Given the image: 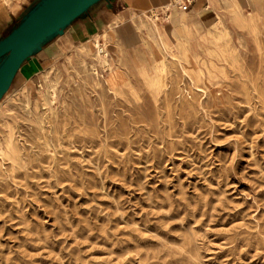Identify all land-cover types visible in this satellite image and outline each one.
I'll return each mask as SVG.
<instances>
[{
  "label": "rangeland",
  "instance_id": "rangeland-1",
  "mask_svg": "<svg viewBox=\"0 0 264 264\" xmlns=\"http://www.w3.org/2000/svg\"><path fill=\"white\" fill-rule=\"evenodd\" d=\"M237 2L245 22L185 0L167 43L119 21L108 68L88 42L36 50L0 102V264H264V1Z\"/></svg>",
  "mask_w": 264,
  "mask_h": 264
},
{
  "label": "water",
  "instance_id": "water-1",
  "mask_svg": "<svg viewBox=\"0 0 264 264\" xmlns=\"http://www.w3.org/2000/svg\"><path fill=\"white\" fill-rule=\"evenodd\" d=\"M102 0H41L0 42V102L36 50Z\"/></svg>",
  "mask_w": 264,
  "mask_h": 264
},
{
  "label": "bare ground",
  "instance_id": "bare-ground-1",
  "mask_svg": "<svg viewBox=\"0 0 264 264\" xmlns=\"http://www.w3.org/2000/svg\"><path fill=\"white\" fill-rule=\"evenodd\" d=\"M226 2H228L230 5H231V7H232V9H233V12L236 14V17L239 19L238 21L239 22H245V20L243 19V18H241L242 16H241V10H240V6H239V4H238V2H237V0H225ZM247 1V0H246ZM264 0H262V2H263ZM209 2H211V4L214 6V8H213V10H214V13H215V15H218L217 13V11H218V8H219V1L218 0H209ZM8 2L6 1V0H4V2H2V3H0V16H2V15H4L5 13H6V11H7V8H6V4H7ZM10 3V2H9ZM253 3V2H252ZM14 4V3H13ZM10 5V4H9ZM186 4L185 3H183V0H173L172 2H170L168 5H166L165 7H162V8H160V9H158V10H162V12L167 16V25L166 26H163L162 25V27L161 26H159L158 24H157V20H159V15H158V10H154V11H152L151 12V14H155V15H149V14H146V15H133V20L135 19V18H137L139 21H140V23H141V25L140 26H142V27H144L145 25H146V23H145V18H147V19H149V20H151L152 21V25H150V26H147V29H148V32L150 33V35H152V36H158L162 41H163V43H167V42H169L170 40H173V36H174V33L177 31L178 32V30L179 31H181V33L183 32V34H184V32L186 31V29H187V25H188V21L189 20H187V16H186V14H185V8H186V6H185ZM209 5V4H208ZM253 5V4H252ZM261 5V4H260ZM18 5H16L13 9L15 10V8L17 7ZM262 6H264V4L262 5ZM257 7V6H256ZM221 12V11H220ZM227 12V11H226ZM250 12V11H249ZM260 12H261V10H260ZM231 13H232V11H231ZM262 13V12H261ZM250 15V14H249ZM259 15V14H258ZM257 16V15H256ZM259 17V16H258ZM233 19V18H232ZM241 19H243V20H241ZM259 19V18H258ZM258 19H256V21L258 20ZM136 20V19H135ZM1 21V20H0ZM224 21V20H223ZM134 22H136V21H134ZM231 22V21H230ZM258 22V21H257ZM137 23V22H136ZM135 24V23H134ZM118 25H119V23L118 22H115V23H113V24H111L110 25V28H109V30H107V31H105L103 34H97V35H95L93 38H91L90 39V41H88V43L89 44H91V50L92 51H94V55H93V57L95 58V60H96V62H97V64H99L100 66H102L103 68H108L109 67V65H110V59H109V47H110V43H111V40H113L114 38H113V35L111 34V33H115V31L118 29ZM138 25V24H137ZM220 25V24H219ZM136 26V25H135ZM247 27V26H246ZM221 28V27H220ZM144 29V28H143ZM143 29H142V31H143ZM236 29V28H235ZM237 30V29H236ZM241 30V29H240ZM246 31H248V30H246ZM141 32V31H140ZM145 32V31H144ZM230 32V31H229ZM250 33L251 34H253V32H251L250 31ZM249 33V34H250ZM235 35V34H234ZM145 36V35H144ZM262 36V35H261ZM239 37V36H238ZM252 37V36H251ZM253 37H255V36H253ZM244 38V37H243ZM242 38V39H243ZM264 38V37H263ZM262 38V39H263ZM154 39H155V37H154ZM255 39V38H254ZM116 40V39H115ZM260 40H261V38H260ZM246 41V40H245ZM258 40H256V42H257ZM262 41V40H261ZM260 41V42H261ZM153 42V41H152ZM263 42H264V39H263ZM154 43V42H153ZM86 44L87 43H83V44H81L80 45V47L78 48L80 51H85V50H87V46H86ZM187 44V43H186ZM258 44V43H257ZM157 45V44H156ZM250 45V44H249ZM123 46V45H122ZM115 47V46H114ZM112 48V47H111ZM149 48V47H148ZM251 48H252V46H251ZM255 48V47H254ZM150 50V49H149ZM165 50V49H164ZM260 50V49H259ZM114 52V51H113ZM120 52V51H119ZM166 52V51H165ZM164 52V53H165ZM246 52V51H245ZM249 52V51H248ZM115 54V53H114ZM125 54V53H124ZM184 54V53H183ZM154 55V54H153ZM246 55V54H245ZM92 56V55H91ZM184 56V55H183ZM248 56V55H247ZM253 56V55H252ZM243 57H244V55H243ZM246 57V56H245ZM244 57V58H245ZM79 58V57H78ZM168 58H170V57H168ZM255 58V57H254ZM70 59V58H69ZM262 59V58H261ZM80 60V59H79ZM166 60V59H165ZM253 60V59H252ZM255 60V59H254ZM70 61V60H69ZM77 61H78V59H77ZM80 61H82V60H80ZM160 61H161V59H160ZM127 62V61H126ZM244 62V64H246L245 63V61H243ZM86 63V62H85ZM264 63V62H263ZM262 63V64H263ZM87 64V63H86ZM121 64V63H120ZM128 64V63H127ZM184 64H185V62H184ZM250 64H254V62H252V63H250ZM130 65V64H129ZM248 65V64H247ZM246 65V66H247ZM126 66V65H125ZM251 66V65H250ZM263 66V65H262ZM79 67H81V66H79ZM87 67V66H86ZM123 67V66H122ZM136 67V66H135ZM248 67V66H247ZM252 67H253V65H252ZM71 68V67H70ZM93 68V67H92ZM166 68V67H165ZM77 69V68H76ZM84 69V68H83ZM88 69V68H87ZM127 69V68H126ZM136 69V68H135ZM256 69V68H255ZM264 69V68H263ZM107 70V69H106ZM249 70V69H248ZM80 71H81V69H80ZM234 71V70H233ZM250 71V70H249ZM255 70H253V72H254ZM259 71H260V69H259ZM263 71V70H262ZM47 72H49V71H47ZM78 72V71H77ZM83 72V71H82ZM89 72V71H88ZM138 72V71H137ZM264 72V71H263ZM79 73V72H78ZM125 73V72H124ZM167 73V72H166ZM170 73V72H169ZM177 73V72H176ZM129 74V73H128ZM164 74H165V72H164ZM246 74V73H245ZM255 74V73H254ZM45 75V74H44ZM242 75V74H241ZM106 76V75H105ZM48 77V76H47ZM132 77V76H131ZM171 77V76H170ZM55 78V77H54ZM73 78V77H72ZM45 79V78H44ZM164 79V78H163ZM46 80H47V78H46ZM263 80V79H262ZM60 81V80H59ZM58 81V82H59ZM54 82V81H53ZM74 82V81H73ZM79 82V81H78ZM137 82V81H136ZM168 82V81H167ZM70 83V82H69ZM166 83V82H165ZM190 83V82H189ZM249 83H251V82H249ZM57 84V83H56ZM85 84V83H84ZM97 84V83H96ZM174 84V83H173ZM192 84V83H191ZM210 84V83H209ZM58 85V84H57ZM176 85V84H175ZM103 86V85H102ZM101 85L99 86V87H102ZM109 86V85H108ZM251 86H253L252 84H251ZM55 87H57V86H55ZM89 87V86H88ZM166 87V86H165ZM177 87H179V86H177ZM243 87V86H242ZM108 88V87H107ZM186 88V87H185ZM87 89V88H86ZM96 89V88H95ZM181 89V88H180ZM195 89V88H194ZM193 89V90H194ZM243 89V88H242ZM50 90V89H49ZM196 90V89H195ZM27 91V90H26ZM101 91V90H100ZM186 92H187V90H185ZM208 91V90H207ZM255 91V90H254ZM52 92H54V91H52ZM86 92V91H85ZM90 92V91H89ZM108 92V91H107ZM191 92V91H190ZM240 92V91H239ZM243 92V91H242ZM63 93V92H62ZM61 93V94H62ZM74 93V92H73ZM181 93V92H180ZM202 93V92H201ZM99 94V93H98ZM97 94V95H98ZM190 94V93H189ZM203 94V93H202ZM29 95V94H28ZM63 95V94H62ZM106 95V94H105ZM116 95V94H115ZM188 95V94H187ZM186 95V96H187ZM208 95V94H207ZM25 96V95H24ZM78 96V95H77ZM80 96V95H79ZM94 96V95H93ZM150 96H151V94H150ZM246 96V95H245ZM71 97V96H70ZM87 97V96H86ZM89 97V96H88ZM109 97V96H108ZM119 97V96H118ZM152 97V96H151ZM167 97V96H166ZM166 97H164V98H166ZM182 97H183V95H182ZM210 97V96H209ZM20 99V98H19ZM32 99V98H31ZM44 99V98H43ZM117 99V98H116ZM121 99V98H120ZM23 100V99H22ZM90 100H91V98H90ZM133 100V99H132ZM216 100V99H215ZM30 101V100H29ZM93 101V100H92ZM99 101V100H98ZM117 101V100H116ZM131 101V100H130ZM162 101V100H161ZM182 101V100H181ZM193 101V100H192ZM212 101H214V100H212ZM23 102V101H22ZM27 102V101H26ZM55 102V101H54ZM85 102V101H84ZM106 102V101H105ZM118 102V101H117ZM125 102V101H124ZM135 102V101H134ZM163 102V101H162ZM209 102H210V100H209ZM246 102H248V100L246 101ZM23 103H25V102H23ZM33 103V102H32ZM90 103V102H89ZM111 103V102H110ZM109 103V104H110ZM133 103V102H132ZM166 103V102H165ZM194 103V102H193ZM217 103V102H216ZM18 104V103H17ZM46 104V103H45ZM55 104V103H54ZM80 104V103H79ZM96 104V103H95ZM211 104V103H210ZM235 104V103H234ZM247 104V103H246ZM249 104V103H248ZM23 105V104H22ZM47 105V104H46ZM105 105V104H104ZM135 105H137V104H135ZM188 105V104H187ZM194 105H195V103H194ZM201 105V104H200ZM34 106V105H33ZM36 106H38L37 104H36ZM91 106V105H90ZM210 106V105H209ZM48 107V106H47ZM57 107V106H56ZM93 107H95V106H93ZM110 107V106H109ZM164 107V106H163ZM243 107V106H242ZM254 107V106H253ZM26 108V107H25ZM34 108V107H33ZM87 108V107H86ZM129 108H131V107H129ZM166 108V107H165ZM183 108V107H182ZM225 108V107H224ZM248 108V107H247ZM250 108V107H249ZM110 109H111V107H110ZM146 109V108H145ZM191 109V108H190ZM211 109V108H210ZM58 110V109H57ZM107 110V109H106ZM109 110V109H108ZM134 110V109H133ZM132 110V111H133ZM176 110V109H175ZM249 110V109H248ZM36 111V110H35ZM38 111V110H37ZM56 111V110H55ZM76 111V110H75ZM15 112V111H14ZM53 112V111H52ZM169 112V111H168ZM18 113V112H17ZM57 113H58V111H57ZM72 113V112H71ZM136 113V112H135ZM164 113V112H163ZM254 113V112H253ZM31 114V113H30ZM56 114V113H55ZM88 114V113H87ZM108 114V113H107ZM196 114V113H195ZM21 115H23V114H21ZM27 115H29V114H27ZM39 115H40V113H39ZM42 115V114H41ZM64 115V114H63ZM68 115V114H67ZM84 115V114H83ZM90 115H92V114H90ZM121 115V114H120ZM167 115V114H166ZM169 115V114H168ZM222 115V114H221ZM59 116V115H58ZM75 116V115H74ZM85 116H87V115H85ZM108 116V115H107ZM43 117V116H42ZM52 117H54V116H52ZM92 117V116H91ZM144 117V116H143ZM83 118H85V117H83ZM98 118V117H97ZM145 118V117H144ZM65 119V118H64ZM75 119H76V117H75ZM89 119V118H88ZM91 119V118H90ZM90 119H89V121H90ZM96 119V118H95ZM23 120V119H22ZM29 120V119H28ZM32 120V119H31ZM51 120V119H50ZM81 120V119H80ZM93 120V119H92ZM141 120V119H140ZM3 121V120H2ZM9 121H11V120H9ZM25 121V120H24ZM59 121V120H58ZM108 121V120H107ZM12 122V121H11ZM30 122V121H29ZM53 122V121H52ZM61 122V121H60ZM81 122V121H80ZM83 122V121H82ZM93 122V121H92ZM98 122V121H97ZM148 122V121H147ZM42 123V122H41ZM57 123V122H56ZM88 123V122H87ZM2 124V123H1ZM32 124V123H31ZM59 124V123H58ZM85 124V123H84ZM94 124V123H93ZM92 124V125H93ZM109 124V123H108ZM29 125V124H28ZM43 125V124H42ZM55 125V124H54ZM89 125V124H88ZM7 126V125H6ZM33 126H35V124L33 125ZM183 126V125H182ZM3 127H5V126H3ZM9 127V126H8ZM23 127V126H22ZM55 127V126H54ZM73 127V126H72ZM77 127V126H76ZM100 127V126H99ZM117 127V126H116ZM131 127V126H130ZM23 128H25V127H23ZM61 128V127H60ZM65 128V127H64ZM120 128V127H119ZM133 128V127H132ZM14 129V128H13ZM32 129V128H31ZM30 129V130H31ZM41 129V128H40ZM59 129V128H58ZM72 129V128H71ZM99 129V128H98ZM117 129V128H116ZM7 130V129H6ZM18 130V129H17ZM27 130V129H26ZM38 130V129H37ZM49 130V129H48ZM53 130V129H52ZM66 130V129H65ZM81 130H82V128H81ZM84 130V129H83ZM119 130V129H118ZM174 130V129H173ZM14 131H16V130H14ZM64 131V130H63ZM76 131V130H75ZM89 131V130H88ZM25 132V131H24ZM44 132V131H43ZM126 132V131H125ZM2 133V132H1ZM4 133V132H3ZM27 133V132H26ZM25 133V134H26ZM35 133H36V131H35ZM39 133V132H38ZM42 133V132H41ZM60 133V132H59ZM66 133V132H65ZM29 134H30V132H29ZM43 134V133H42ZM64 134V133H63ZM4 135V134H3ZM6 135V134H5ZM9 135V134H8ZM22 135V134H21ZM51 135V134H50ZM13 137H14V135H12ZM12 136H10V138H12ZM33 136V135H32ZM38 136V134L36 135V137ZM48 136H49V134H48ZM55 136V135H54ZM89 136V135H88ZM16 137V136H15ZM19 137V136H18ZM22 137V136H21ZM35 137V138H36ZM46 137V136H45ZM58 137V136H57ZM62 137V136H61ZM37 138H39V136L37 137ZM59 138V137H58ZM14 139H16V138H14ZM28 139V138H27ZM53 139V138H52ZM57 139V138H56ZM62 139V138H61ZM64 139V138H63ZM33 140V139H32ZM32 140H30V141H32ZM37 140V139H36ZM88 140V139H87ZM29 141V140H28ZM42 141V140H41ZM169 141V140H168ZM8 142V141H7ZM13 142V141H12ZM73 142V141H72ZM101 142V141H100ZM10 143V142H9ZM23 143V142H22ZM34 143V142H33ZM11 144V143H10ZM18 144V143H17ZM49 144V143H48ZM68 144V143H67ZM13 145V144H12ZM21 145V144H20ZM74 145V144H73ZM38 146V145H37ZM44 146V145H43ZM45 146H47V145H45ZM14 147V146H13ZM21 147V146H20ZM20 147H19V149H20ZM34 147V146H33ZM42 147V146H41ZM38 148V147H37ZM52 148V147H51ZM60 148V147H59ZM9 149V148H8ZM15 149V148H14ZM23 149V148H22ZM25 149H26V147H25ZM42 149V148H41ZM49 149V148H48ZM12 150V149H11ZM32 150V149H31ZM39 151H40V149H39ZM14 152V151H13ZM41 152V151H40ZM69 152V151H68ZM37 153V152H36ZM62 153V152H61ZM18 154V153H17ZM29 154V153H28ZM12 155V154H11ZM14 155V154H13ZM39 155V154H38ZM6 156V155H5ZM16 157V156H15ZM18 157V156H17ZM28 157V156H27ZM31 157H32V155H31ZM31 157H29V158H31ZM42 157V156H41ZM60 157V156H59ZM4 158V157H3ZM19 158V157H18ZM23 158V157H22ZM25 158V157H24ZM56 160V159H55ZM55 160L53 161V162H55ZM15 162V161H14ZM38 162V161H37ZM9 163V162H8ZM13 163V162H12ZM14 164V163H13ZM28 164V163H27ZM26 166V165H25ZM29 167V166H28ZM12 168V167H11ZM3 169V168H2ZM14 169V168H13ZM17 169V168H16ZM28 169H30V168H28ZM57 169V168H56ZM61 169V168H60ZM62 170V169H61ZM60 170V171H61ZM2 173V172H1ZM17 173V172H16ZM22 173V172H21ZM36 173H38V172H36ZM24 174V173H23ZM28 174H29V172H28ZM39 174V173H38ZM3 175V174H2ZM13 175V174H12ZM18 175V174H17ZM20 175V174H19ZM66 175V174H65ZM67 176V175H66ZM9 177V176H8ZM2 180H4V179H2ZM15 181H17V180H15ZM10 182V181H9ZM15 183V182H14ZM3 184V183H2ZM12 185V184H11ZM7 187V186H6ZM1 188V187H0ZM8 188V187H7ZM11 193V192H10ZM5 198V197H4ZM205 199V198H204ZM1 200V199H0ZM3 200V199H2ZM157 201V200H156ZM158 202V201H157ZM205 202V201H204ZM1 203V202H0ZM186 205V204H185ZM168 206H169V204H168ZM202 206V205H201ZM2 207H4V206H2ZM196 212V211H195ZM199 214V213H198ZM197 214V215H198ZM200 215V214H199ZM160 220V219H159ZM195 222V221H194ZM257 222V221H256ZM259 224V223H258ZM158 225V224H157ZM188 225V224H187ZM263 225V224H262ZM189 226V225H188ZM156 227V226H155ZM166 227V226H165ZM253 227V226H252ZM259 228V227H258ZM190 229V228H189ZM192 229V228H191ZM183 230V229H182ZM247 230V229H246ZM235 231V230H234ZM242 231V230H241ZM166 232V231H165ZM135 233V232H134ZM189 233V232H188ZM195 233V232H194ZM229 233V232H228ZM228 233H227V235H228ZM245 233V232H244ZM247 233V232H246ZM245 233V234H246ZM254 233V232H253ZM263 233V232H262ZM143 234V233H142ZM204 234V233H203ZM233 234H234V232H233ZM243 234V233H242ZM248 234H250V233H248ZM44 235V234H43ZM143 235H145V234H143ZM143 235H141V236H143ZM180 235H182V234H180ZM189 235V234H188ZM198 235V234H197ZM253 235V234H252ZM146 236V235H145ZM154 236V235H153ZM157 236V235H156ZM183 236V235H182ZM226 236V235H225ZM259 236H261V235H259ZM48 237V236H47ZM139 237V236H138ZM205 237V236H204ZM158 238V237H157ZM184 238V237H183ZM186 238V237H185ZM187 238H189V237H187ZM191 238V237H190ZM194 238V237H193ZM223 239L225 238V237H222ZM239 238V237H238ZM245 238V237H244ZM250 238V237H249ZM47 239V238H46ZM107 239V238H106ZM142 239V238H141ZM158 239H160V237L158 238ZM195 239V238H194ZM253 239V238H252ZM263 239H264V237H263ZM131 240V239H130ZM143 240V239H142ZM152 240V239H151ZM248 240V239H247ZM209 241V240H208ZM236 240H234V242H235ZM238 241V240H237ZM254 241V240H253ZM134 242V241H133ZM250 241H248V243H249ZM188 243H189V241H188ZM210 243V242H209ZM247 243V242H246ZM257 243V242H256ZM131 244V243H130ZM167 244V243H166ZM181 244H183V243H181ZM227 244V243H226ZM34 245V244H33ZM41 245V244H40ZM173 245V244H172ZM171 245V246H172ZM184 245V244H183ZM225 245V244H224ZM244 245V244H243ZM250 245V244H249ZM254 245V244H253ZM256 245V244H255ZM123 246V245H122ZM121 246V247H122ZM132 246V245H131ZM137 246V245H136ZM164 246V245H163ZM169 246V245H168ZM173 246H176V245H173ZM179 246H181V245H179ZM227 246V245H226ZM237 246H239V245H237ZM138 247V246H137ZM141 247V246H140ZM162 247V246H161ZM165 247V246H164ZM167 247V246H166ZM251 247V246H250ZM255 247V246H254ZM253 247V248H254ZM139 248V247H138ZM137 248V249H138ZM180 248V247H179ZM183 248V247H182ZM230 249H231V247H229ZM233 248V247H232ZM236 248V247H235ZM238 248V247H237ZM248 248H249V246H248ZM162 249V248H161ZM166 249V248H165ZM259 249V248H258ZM131 250V249H130ZM159 250V249H158ZM169 250H171V248H169ZM245 250V249H244ZM139 251H141V250H139ZM161 251V250H160ZM175 251V250H174ZM199 251V250H198ZM234 251V250H233ZM159 252V251H158ZM164 252H165V250H164ZM163 252V253H164ZM196 252V251H195ZM239 252V251H238ZM148 253H149V251H148ZM152 253V252H151ZM157 253V252H156ZM161 253V252H160ZM162 253V254H163ZM236 253H237V251H236ZM246 253V252H245ZM124 254V253H123ZM158 254V253H157ZM167 254V253H166ZM178 254V253H177ZM180 254V253H179ZM186 254V253H185ZM193 254V253H192ZM192 254H190V255H192ZM195 254V253H194ZM197 254V253H196ZM260 254H262V253H260ZM127 255V254H126ZM144 255V254H143ZM149 255V254H148ZM155 255V254H154ZM153 255V256H154ZM161 255V254H160ZM159 254H158V256H160ZM169 255V254H168ZM239 255V254H238ZM246 255H248V254H246ZM142 256V255H141ZM151 256H152V254H151ZM176 256V255H175ZM175 256H174V258H175ZM192 256H195V255H192ZM215 256V255H214ZM234 256V255H233ZM237 256V255H236ZM244 256H245V254H244ZM143 257V256H142ZM147 257V256H146ZM150 257V256H149ZM155 257V256H154ZM164 257V256H163ZM162 257V258H163ZM201 257V256H200ZM137 258V257H136ZM145 258V257H144ZM151 258V257H150ZM156 258V257H155ZM154 258V259H155ZM239 258V257H238ZM237 258V259H238ZM141 259V258H140ZM153 259V260H154ZM159 259V258H158ZM194 259V258H193ZM136 260V259H135ZM156 260V259H155ZM173 260V259H172ZM178 260V259H177ZM200 260V259H199ZM240 260V259H239ZM241 260H242V258H241ZM141 261H143V260H141ZM151 261V260H150ZM163 261V260H162ZM179 261V260H178ZM183 261V260H182ZM186 261H188V260H186ZM204 261V260H203ZM203 261H200V263L201 262H203ZM233 261H235V260H233ZM152 262V261H151ZM171 262V261H170ZM184 262V261H183ZM218 262V261H217ZM124 263V262H123ZM141 263H143V262H141ZM159 263V262H158ZM175 263V262H174ZM177 263V262H176ZM188 263V262H187ZM215 263V262H214ZM219 263V262H218ZM222 263V262H221ZM121 264V263H120ZM125 264V263H124ZM132 264V263H131ZM146 264H147V262H146ZM155 264V263H154ZM172 264V263H171ZM199 264V263H198ZM236 264V263H235Z\"/></svg>",
  "mask_w": 264,
  "mask_h": 264
},
{
  "label": "crops",
  "instance_id": "crops-1",
  "mask_svg": "<svg viewBox=\"0 0 264 264\" xmlns=\"http://www.w3.org/2000/svg\"><path fill=\"white\" fill-rule=\"evenodd\" d=\"M173 0H102L90 8L81 17L73 21L60 37H67L71 43L83 44L90 41L97 34H103L109 30L110 25L129 19L133 15H146L154 10L165 7ZM195 8L199 7L214 16H219L224 10L225 0L219 1L218 15L214 13V6L209 0H189ZM41 0H37L29 12L36 7ZM185 3V0H183ZM228 3V2H226ZM186 4V3H185ZM209 4V5H208ZM221 11V12H220ZM24 14L20 11L7 9L6 13L0 16V42L6 39L23 21Z\"/></svg>",
  "mask_w": 264,
  "mask_h": 264
}]
</instances>
